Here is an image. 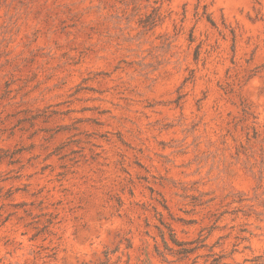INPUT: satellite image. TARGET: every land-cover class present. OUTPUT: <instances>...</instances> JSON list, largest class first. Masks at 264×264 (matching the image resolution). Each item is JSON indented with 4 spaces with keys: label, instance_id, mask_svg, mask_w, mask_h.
Masks as SVG:
<instances>
[{
    "label": "rangeland",
    "instance_id": "obj_1",
    "mask_svg": "<svg viewBox=\"0 0 264 264\" xmlns=\"http://www.w3.org/2000/svg\"><path fill=\"white\" fill-rule=\"evenodd\" d=\"M0 264H264V0H0Z\"/></svg>",
    "mask_w": 264,
    "mask_h": 264
}]
</instances>
